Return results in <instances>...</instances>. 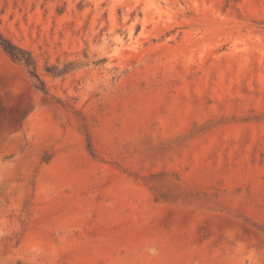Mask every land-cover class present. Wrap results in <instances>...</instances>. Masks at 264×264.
Instances as JSON below:
<instances>
[{
	"label": "rangeland",
	"instance_id": "1",
	"mask_svg": "<svg viewBox=\"0 0 264 264\" xmlns=\"http://www.w3.org/2000/svg\"><path fill=\"white\" fill-rule=\"evenodd\" d=\"M0 264H264V0H0Z\"/></svg>",
	"mask_w": 264,
	"mask_h": 264
},
{
	"label": "trees",
	"instance_id": "2",
	"mask_svg": "<svg viewBox=\"0 0 264 264\" xmlns=\"http://www.w3.org/2000/svg\"><path fill=\"white\" fill-rule=\"evenodd\" d=\"M0 47L8 54L13 60L23 63L27 68L32 69L31 75L38 80L41 87H38L42 91H47L45 84L41 81V78L37 72V63L34 57L25 49L17 46L12 41L4 37L0 33Z\"/></svg>",
	"mask_w": 264,
	"mask_h": 264
}]
</instances>
